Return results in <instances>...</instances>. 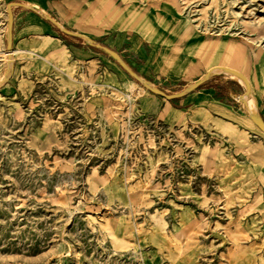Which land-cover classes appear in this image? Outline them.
<instances>
[{
	"label": "rangeland",
	"instance_id": "rangeland-1",
	"mask_svg": "<svg viewBox=\"0 0 264 264\" xmlns=\"http://www.w3.org/2000/svg\"><path fill=\"white\" fill-rule=\"evenodd\" d=\"M7 3L0 264H264V0H79L70 23L141 79L54 25L47 58L9 56ZM225 67L249 91H186Z\"/></svg>",
	"mask_w": 264,
	"mask_h": 264
},
{
	"label": "crops",
	"instance_id": "crops-1",
	"mask_svg": "<svg viewBox=\"0 0 264 264\" xmlns=\"http://www.w3.org/2000/svg\"><path fill=\"white\" fill-rule=\"evenodd\" d=\"M10 2L22 4H14L11 7L13 14L12 29L14 30L15 41L20 46V48H12L13 52L31 53L47 58V54L42 49L44 46L43 37L54 33V26L66 28L79 33L80 37L86 36L92 39L91 36L79 32L70 23L71 17H75L76 4L79 0H8V3ZM51 11L54 12V15L50 13ZM38 49L40 53H38ZM175 110L180 111L179 109Z\"/></svg>",
	"mask_w": 264,
	"mask_h": 264
},
{
	"label": "water",
	"instance_id": "water-1",
	"mask_svg": "<svg viewBox=\"0 0 264 264\" xmlns=\"http://www.w3.org/2000/svg\"><path fill=\"white\" fill-rule=\"evenodd\" d=\"M22 5L21 3L19 2H10V3H7V14H8V28L9 30H11L12 28V24H13V14H12V10H11V7L12 5ZM50 20H52L54 23L57 24V22H55L53 19H51L50 17H48ZM62 29V31L64 33H67V34H72V35H76V36H80L79 33L77 32H74V31H71V30H68L66 28H63V27H60ZM82 36V35H81ZM87 42L92 45L93 47H97V48H100L104 51H106L107 53H109L112 57H114L115 59H117L120 63V65L130 74L132 75L133 77H135L136 79H141L137 73H135L129 66H127L123 60L121 59V57L119 56V54L117 52H115L114 50L110 49L109 47L101 44L100 42H97V41H94L93 39H91L90 37H86V36H83ZM11 49V42L8 41L7 42V50H10ZM235 72L237 73L238 75H240L243 80H244V84H245V90L246 91H249L250 89V84H249V81L247 80V78L239 71L235 70V69H231V68H228V67H225V68H222L219 72L217 73H207L203 76H201L196 82H194L193 84H191L187 89L186 91H191L195 88H197L207 77L209 76H213V75H216V74H219L221 72ZM144 84L146 85V87L151 90L152 92L158 94V95H161L162 97H165L167 99H173V98H177V97H180L183 92L181 93H166L164 92L163 90L161 89H158L156 87H152L151 85H149L147 82H144ZM251 119L252 121L264 132V121L260 118V117H255L253 115H251Z\"/></svg>",
	"mask_w": 264,
	"mask_h": 264
},
{
	"label": "bare ground",
	"instance_id": "bare-ground-1",
	"mask_svg": "<svg viewBox=\"0 0 264 264\" xmlns=\"http://www.w3.org/2000/svg\"><path fill=\"white\" fill-rule=\"evenodd\" d=\"M6 54H8L10 56L11 55V49L10 50H7ZM232 74H233V76L237 77L240 81H242L244 83V80H243V78L240 75H238L235 72H233ZM149 85H151V84H149ZM249 101H251L252 103H254L253 99H249ZM249 115H250V118H251V115H253V116L257 117V118L259 117V115L257 113H255V112H249Z\"/></svg>",
	"mask_w": 264,
	"mask_h": 264
}]
</instances>
